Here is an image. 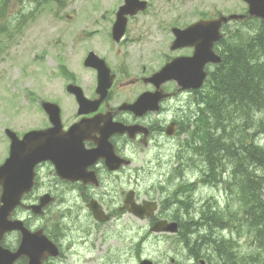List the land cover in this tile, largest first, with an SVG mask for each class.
Instances as JSON below:
<instances>
[{"label":"rangeland","instance_id":"rangeland-1","mask_svg":"<svg viewBox=\"0 0 264 264\" xmlns=\"http://www.w3.org/2000/svg\"><path fill=\"white\" fill-rule=\"evenodd\" d=\"M118 1L58 0L35 5L31 3L22 6L21 13L24 15L21 20L8 19L7 32L0 34V162L6 156L8 148V139L3 130L10 128L21 136L28 129L40 125L37 103L48 92L61 93L64 78L76 69L84 50L91 49L100 55L112 53L107 49V32L113 21L112 10L109 9L115 7ZM233 2L236 7H240L235 0ZM192 18L188 16L186 20ZM128 35L131 36L128 49H131L135 58L144 62L148 69H155L157 63L151 62L152 54L158 56L160 48H164V37L153 30L147 32L144 37L143 32L137 31H131ZM239 38L242 40L244 36ZM252 117L255 123L264 121V110L253 114ZM236 135L238 139L241 138L236 133L233 137L236 138ZM228 137L220 132L221 141ZM234 138L232 139L237 147L239 140ZM244 140L246 143L258 144L264 149V133L246 131ZM203 158L205 162L202 165L201 183L181 194L179 200L189 203L192 208L189 211L190 216L204 209L202 224H212L207 215L213 207L219 206L214 203L215 200L220 202L223 211H230V214H235L236 217L241 212L237 197L230 196L227 191V187H237L238 179L233 174V170H238L236 160L227 156L215 160L216 163L213 161V174L216 173V177H219V182H216L213 176H210L212 167L207 164L206 157ZM252 160L255 161V158L252 157ZM193 164L187 163L189 167ZM172 165L167 163L164 166L161 180ZM243 168L252 176L259 173L264 175V163L257 167L244 165ZM204 173L206 175H203ZM182 175L183 178L174 179L168 185L170 191L174 190L179 182L185 183V177L194 178L191 171H186V176L185 172H182ZM128 181L129 184L134 182L133 179ZM153 182L155 179L152 176L144 178L138 187L141 197L147 193L158 194L151 189ZM35 195L36 193L33 197ZM194 198L197 204L203 200L208 207L198 210L193 203ZM174 209V204L161 203L159 213L167 214L170 211L171 216L179 215L183 219L185 210L174 212ZM70 212V218H62L56 209H52L47 212L43 221L49 232L62 235L59 237L53 234L62 243L64 251L63 257L54 264H137L141 259H149L153 264H198L199 258L190 256L186 248H183L182 242L185 240L182 236H172L170 239L169 236L163 235L157 238L148 234L146 221L140 222L129 215H123L120 218L115 216L107 223L86 227L84 214L79 217L76 214L77 206ZM211 215L214 216L212 212ZM187 217L188 215H185V218ZM227 223L230 228L218 230V235L228 238L232 247L246 251L249 246L248 231L238 227V221ZM54 224H58V228L53 227ZM202 226L206 228V225ZM216 231L213 229L210 233ZM202 239L201 253L204 257L207 256L209 264H218L217 257L211 254L209 241ZM202 239L198 237L197 240Z\"/></svg>","mask_w":264,"mask_h":264},{"label":"flooded vegetation","instance_id":"flooded-vegetation-1","mask_svg":"<svg viewBox=\"0 0 264 264\" xmlns=\"http://www.w3.org/2000/svg\"><path fill=\"white\" fill-rule=\"evenodd\" d=\"M224 7L233 8L235 6L232 2L224 5L223 0H184L176 2L166 7V9L171 10V13L160 16L157 20H152L150 23H146V29H153L159 33L167 32L168 36H170V42L172 40L171 27H184L183 23L186 17L195 14L198 16L197 18L213 19L222 12ZM151 8H153L152 3ZM158 9L161 8L158 6ZM174 11L176 12L174 13ZM233 27L234 24L228 22L222 27L223 33L225 34L226 31L233 30ZM125 42L126 37H124L120 45L124 47ZM220 43H222V40L215 44V48L219 47ZM191 51L192 49L187 47L179 48L172 51L171 56L165 54L164 57L168 59L174 56L190 55ZM113 73L115 74L114 82L95 111L78 116L76 109L72 108V111L68 112L66 104L61 102L62 123L66 127L69 123L97 116L98 123L96 130L87 132L85 134L86 138L82 141V146L86 151L96 147L95 140L100 137L99 129L103 126L104 121L108 120L109 122L119 124V126L116 125L117 128H122L121 126L133 127L131 134L127 132H114L107 140L113 153L122 159V162L129 161V163L121 164L118 168L109 170L104 158L99 157L84 169L85 177L89 179V182L84 183L82 181L62 179L55 175L50 162H41L35 168L37 175L33 189L40 192L38 195L36 194V197L46 193L55 197L54 202L47 206V210L50 206H58L60 209H70L71 201L69 198L74 195L75 204L79 202L84 206V202L87 203L90 198H93L104 206L106 210L110 211L108 205L110 201L105 200L106 194L111 193L109 185H112L111 188L113 194L116 196L115 201L118 202V206L122 202L126 190L118 182L129 179L136 180L143 176V159L147 158L149 162L153 160V156L146 155L147 149L155 150L162 146L164 140L175 137L179 138L180 133L185 130L183 121L189 119L190 109L180 106L178 99L196 97V91H181L175 82H165L160 86L162 94L165 96L159 102L158 110L156 112L148 111L144 115L137 116L121 108V104L134 102L141 93L154 91L155 86L144 81L142 69L136 59L132 61V65H127L126 68H113ZM75 82L82 87L86 97L95 99L98 96L94 89L87 86L82 79L76 78ZM91 177H93V180ZM112 181L113 184H111ZM136 182L133 184L135 189L137 186ZM104 188H108V190L105 191ZM59 193L61 195H58ZM134 193L135 199L140 200L139 192L134 191ZM36 197L33 200L26 197V202H34ZM148 197L152 196L149 195ZM76 198L78 199L76 200ZM17 210L14 212V215L18 212ZM27 218L31 219L33 217L27 213ZM25 220L28 224V220ZM17 241L16 237L7 235L2 244L4 247L14 249ZM49 263H52V261H49Z\"/></svg>","mask_w":264,"mask_h":264},{"label":"trees","instance_id":"trees-1","mask_svg":"<svg viewBox=\"0 0 264 264\" xmlns=\"http://www.w3.org/2000/svg\"><path fill=\"white\" fill-rule=\"evenodd\" d=\"M11 1L0 0V20L3 17L1 16L3 8ZM3 26V24L0 25V31ZM222 58V62L209 73L206 81L207 115L219 118V116H226L227 113L239 111L246 116L251 106L258 107L257 111L261 110L260 106L264 105V23L257 27L255 34L248 41L237 44L230 43L223 51ZM216 139L208 138L210 140L208 143H211V146H215L217 143ZM208 143L206 144L207 154H214L215 151ZM238 143L241 151H246L247 153L234 157L238 168L237 179L241 193L240 197L245 199L239 205L240 209L246 213L245 219H243L244 223L239 224L238 227L248 231L250 245L246 251L238 247H232L231 241L218 235L217 229L213 228L215 225L210 223H207L209 228L207 227L203 230L199 228L194 234H198L206 240L208 239L206 237L207 231L214 229L216 232H214L211 240L213 241L214 238L213 244L219 250L217 252L219 259L224 256V264H264V207L248 204V202L254 200L253 203L260 202L261 206L264 205L263 198V200L258 201V192L261 191L264 175L259 173L257 176H252L243 168L244 165L247 167L262 166L264 163L263 152L257 146L251 145V148L243 137L239 139ZM252 157L255 158V161L252 160ZM208 162L212 166V161L208 160ZM247 200L249 201L247 202ZM211 212L216 214L215 211L211 210ZM211 212L207 215L208 221H211L213 217ZM192 227V224H188L183 231L186 229L190 232ZM189 240L190 242L188 243ZM188 241L189 252L194 257L198 256L203 250L201 246L203 239L202 241L188 239Z\"/></svg>","mask_w":264,"mask_h":264},{"label":"water","instance_id":"water-1","mask_svg":"<svg viewBox=\"0 0 264 264\" xmlns=\"http://www.w3.org/2000/svg\"><path fill=\"white\" fill-rule=\"evenodd\" d=\"M132 2L133 0H130V4ZM249 5L252 14L264 18V0H250ZM206 25H208L207 22H197L184 31H177V41H180L182 44H189L190 38L194 37L196 33L202 32L200 29H207ZM123 28L124 20L118 19L113 26V36L118 38L123 32ZM203 32L209 33L208 30ZM90 57V62H93L92 64H95L99 69L100 88L102 91H105L109 83L106 82L103 70L104 64L102 65L101 63L103 62L98 60L94 55ZM209 60L219 62L220 58L212 57L209 46L207 48L202 45L196 46L192 57L173 60L154 74L153 78H155V81L160 82L166 78L178 76L177 79H180L181 84L188 85V77H195L193 74L196 69L200 70L202 65ZM188 71H191V73L188 74ZM204 76L205 74L203 73L198 75L197 81L200 83ZM50 114L52 117V113ZM51 117L50 119L55 125L54 128L29 132L21 140L10 130L5 131L11 139V145L9 158L0 166V185L3 187L0 206V240L4 232L14 229L21 231V240L19 247L14 252L3 249L0 246V264H13L21 256L28 258L27 264H42V261L47 256H56L58 254L56 246L42 234L41 230L30 233L22 227V222L9 221L7 219L11 210L19 203L21 195L30 189L34 165L39 160L46 158L57 165L60 160V154L67 150V141L54 136L58 132L59 126L57 120ZM47 197H41L38 205L29 207L33 213H42V207L49 202ZM130 198L131 194H127L124 201L125 206L130 212L140 218L143 217L145 209L148 210L147 215L151 214V210L154 209V203L143 202L145 206L140 207L131 202ZM128 203L130 204L129 206ZM89 207L95 218L101 221L106 220V217L101 216L96 206L89 205ZM152 230L175 232L177 227L175 223L160 221L155 223ZM139 264L152 263L148 260H143ZM199 264L206 263L204 260H200Z\"/></svg>","mask_w":264,"mask_h":264},{"label":"bare ground","instance_id":"bare-ground-1","mask_svg":"<svg viewBox=\"0 0 264 264\" xmlns=\"http://www.w3.org/2000/svg\"><path fill=\"white\" fill-rule=\"evenodd\" d=\"M256 53H257V51H256ZM254 59H256V58H254ZM248 69H250V68H248ZM207 107H208V104H206V97H205L201 101L197 112L194 113L192 116H190L189 119H185L183 121L184 128L186 130H191L194 134L198 135V137L197 136L193 137V138L189 139L188 142L183 143L181 145L182 152H185L187 150L188 143H190V144L194 143L195 141H197V139L199 137H200L201 141H203L205 138V144H207L208 141H210V140H208V138H213V139L217 138L215 140L217 142L215 146H211V143H208V145L210 144L209 146H211V148L215 151L214 154L208 155L206 152H203V155L209 161H214V162H215V160H218L220 157L224 158V157L228 156V157L234 159V157H236L238 155L247 154L246 151H241V148L239 145L237 147H236V145H234L235 141L232 138H234L233 136H235V133L238 134L240 137H243V138H244L246 131H250V132H253L255 134L256 133H258V134L264 133V121H260V122L255 123L253 121V117H252L253 114H256L257 112L264 110V105L260 106V108H262V109L259 111H257L258 107L251 106V108L249 109L248 114L246 116L243 115L239 111H233L230 114L227 113L226 116L225 115L222 117L219 116V118L207 115ZM231 114H232V116H230ZM254 129H255V131H253ZM220 132H222L224 135L227 134L229 137L226 140L221 141ZM239 132H241V133L239 134ZM234 139L239 140L237 135H236V138H234ZM179 142H180L179 138H176L172 142L170 147H172L173 145H179ZM194 151L197 154H201V148H196ZM182 161H183V156H178L174 159V162L177 165H181ZM215 163L213 165H215ZM213 169H215V167H212V170H211L212 175H210V176H213V180H215L216 182H219V177H216V173H215V175L213 174ZM255 176H257V175H255ZM227 191L229 192L230 196H232V197L236 196L237 197L238 205H239V203L245 201V199L240 197L241 193L239 190L238 182H237V187L235 185L232 187H227ZM262 198L264 199V191L263 190H261L258 193V201L263 200ZM248 201L249 200H247V202ZM253 201L248 202V204L249 205L255 204L258 207H264V205L261 206L260 202L253 203ZM214 203L216 205L218 204L220 206V207L216 206L217 212L211 218L212 225L213 224L215 225V227H213V228L217 229V233H218V230L224 231L226 228H230V225H229V227H227L228 226L227 222L235 223V221H238V223H237L238 226H239V224L244 223L243 219H245L246 213L243 210H241V212H239V213L237 211L238 214L235 217V214L231 215L230 211H228V212L223 211L221 209L222 205L220 204V202L218 200H215ZM199 205L204 208V207H206L207 204H205L204 201L202 200V201H200ZM64 212H65V210L62 211L60 214H63ZM207 227H208V224L206 225V228ZM198 229H199V227H192V229H190V232L185 229V231L181 232V234H180L182 236V238L185 239V242H182L183 248H186V250L190 256H192L193 254L189 252V247H188L187 241H188V239L193 240V239H198V237H200L198 234H194ZM210 230H208L206 234H207V236H209L207 240L210 243L211 254L213 256L217 257L218 264H224V261H223L224 256H221V259H219V256L217 255V252L219 250L216 247H214V244H213L214 238H213V241L211 240L214 233L211 234L210 232L212 230L211 231ZM202 238L203 237L201 236L200 239H202ZM189 242H190V240L188 241V243ZM173 261L174 260H172V262Z\"/></svg>","mask_w":264,"mask_h":264}]
</instances>
